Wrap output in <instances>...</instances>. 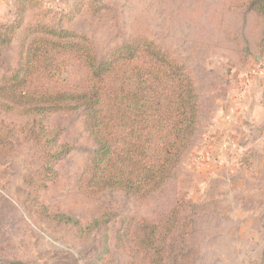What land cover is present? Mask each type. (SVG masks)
<instances>
[{"label":"rangeland","instance_id":"rangeland-1","mask_svg":"<svg viewBox=\"0 0 264 264\" xmlns=\"http://www.w3.org/2000/svg\"><path fill=\"white\" fill-rule=\"evenodd\" d=\"M102 1L41 0L45 6L29 10L27 21L85 33L101 56L136 35L152 38L192 70L201 94L199 130L167 185L144 203L114 191L85 200L76 183L95 146L80 114L52 116L49 125L63 127L62 142L74 150L58 163L57 180L42 193L44 200L82 221L107 212L112 222L108 237L97 231L81 241L72 228L51 225L27 211L25 180L39 168L41 154L24 144L0 160V264H146L122 250L129 244L124 234L130 225L121 223L134 216L157 222L176 204L185 209L183 218L186 208L191 214L192 227L185 233L194 264H264V116L257 126L242 122L244 134L237 135L231 122L243 118L223 114L241 110L250 93V88L241 90L243 78L264 68V43L257 30L250 31L241 0ZM13 7L0 13V25L12 18ZM17 63L13 43L0 58V78L10 76ZM260 104L263 111L264 87ZM1 120L10 118L0 114ZM221 122L228 129L218 128Z\"/></svg>","mask_w":264,"mask_h":264},{"label":"trees","instance_id":"trees-1","mask_svg":"<svg viewBox=\"0 0 264 264\" xmlns=\"http://www.w3.org/2000/svg\"><path fill=\"white\" fill-rule=\"evenodd\" d=\"M40 1L16 0L12 18L0 25V58L13 43L18 46L15 71L0 78V114L10 118L0 121V160L24 144L38 147L39 168L25 180L27 211L72 228L81 241L97 231L108 237L107 212L82 221L44 200L57 180L58 163L74 150L62 142L65 129L48 121L71 113L83 118L95 149L77 178L82 198L114 191L144 203L167 185L191 149L201 120V94L192 70L148 36L136 35L101 56L85 33L28 22L29 10L45 6ZM241 2L250 31L257 30L264 43V0ZM175 207L157 222L124 219L121 226L130 225L124 234L129 244L122 250L146 264H194L185 233L192 227L191 214L186 208L183 218L185 209Z\"/></svg>","mask_w":264,"mask_h":264},{"label":"crops","instance_id":"crops-1","mask_svg":"<svg viewBox=\"0 0 264 264\" xmlns=\"http://www.w3.org/2000/svg\"><path fill=\"white\" fill-rule=\"evenodd\" d=\"M14 3L15 0H0V13L9 10V8L14 5ZM263 85H264V78L259 77L254 79L250 87V93L247 96L246 101H244V103L242 104L241 110L234 111L233 113L225 110L223 111L224 115L229 114L231 118H233L235 121L237 120L239 121L240 119L243 118V121L240 120L239 123L231 122V126L233 127L232 129L233 134L234 133L237 135L244 134L245 127H243V124H241L242 122L247 123V125L249 124L251 126H257V124L262 121L264 116V110L261 111L262 105L260 104V93L262 88L264 87ZM233 90L234 89L230 91ZM222 126H223V122L218 123V128H222ZM223 127H226V129H228L227 126H223ZM219 145H220L219 143H216L217 147H219Z\"/></svg>","mask_w":264,"mask_h":264},{"label":"built area","instance_id":"built-area-1","mask_svg":"<svg viewBox=\"0 0 264 264\" xmlns=\"http://www.w3.org/2000/svg\"><path fill=\"white\" fill-rule=\"evenodd\" d=\"M258 76L264 77V68L258 67L257 69L252 70L248 74H246L241 82V90L243 91V93H246L249 90L253 80Z\"/></svg>","mask_w":264,"mask_h":264}]
</instances>
